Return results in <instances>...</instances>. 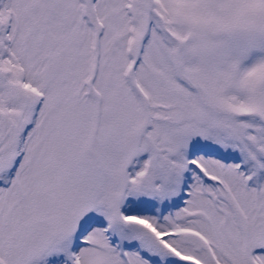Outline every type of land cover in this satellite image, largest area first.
Here are the masks:
<instances>
[{"label":"snow or ice","instance_id":"snow-or-ice-1","mask_svg":"<svg viewBox=\"0 0 264 264\" xmlns=\"http://www.w3.org/2000/svg\"><path fill=\"white\" fill-rule=\"evenodd\" d=\"M0 264H264V0H0Z\"/></svg>","mask_w":264,"mask_h":264}]
</instances>
